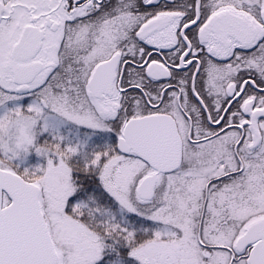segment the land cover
<instances>
[{"label": "snow or ice", "instance_id": "6c2138e0", "mask_svg": "<svg viewBox=\"0 0 264 264\" xmlns=\"http://www.w3.org/2000/svg\"><path fill=\"white\" fill-rule=\"evenodd\" d=\"M0 264H264V0H0Z\"/></svg>", "mask_w": 264, "mask_h": 264}]
</instances>
